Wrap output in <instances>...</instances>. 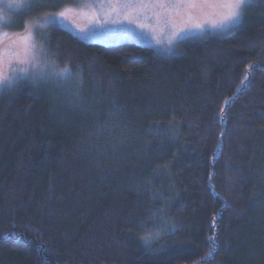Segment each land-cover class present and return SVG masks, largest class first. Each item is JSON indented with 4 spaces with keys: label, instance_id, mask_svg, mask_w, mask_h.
Listing matches in <instances>:
<instances>
[{
    "label": "trees",
    "instance_id": "obj_1",
    "mask_svg": "<svg viewBox=\"0 0 264 264\" xmlns=\"http://www.w3.org/2000/svg\"><path fill=\"white\" fill-rule=\"evenodd\" d=\"M261 9L170 57L52 29L83 83L0 94V264H264Z\"/></svg>",
    "mask_w": 264,
    "mask_h": 264
},
{
    "label": "rangeland",
    "instance_id": "obj_2",
    "mask_svg": "<svg viewBox=\"0 0 264 264\" xmlns=\"http://www.w3.org/2000/svg\"><path fill=\"white\" fill-rule=\"evenodd\" d=\"M9 2L10 0H0V9L8 17V23L0 24V33L7 34L5 45L8 37L23 34L26 25H33L38 48L36 54L44 60L49 58L43 44L54 28L68 31L83 43L104 47L132 43L170 57L181 53V45L185 41L227 35L244 19L257 16L264 6V0H251V3L243 6L239 21L222 29L218 26L221 19L218 13L221 9L211 4L198 5L196 14L189 17L184 12L165 11L150 0H28V7L20 9H8ZM60 13L63 16H59ZM45 17L55 18L56 22L45 25ZM196 24H200L203 30L194 28ZM188 27H192L191 32L180 31ZM177 32H180L179 37L174 35ZM129 33L134 35H128ZM15 60L16 57L11 56L6 47L0 74L13 76L15 69L26 66ZM27 82L33 83L28 78L11 86L0 85V94Z\"/></svg>",
    "mask_w": 264,
    "mask_h": 264
},
{
    "label": "snow or ice",
    "instance_id": "obj_3",
    "mask_svg": "<svg viewBox=\"0 0 264 264\" xmlns=\"http://www.w3.org/2000/svg\"><path fill=\"white\" fill-rule=\"evenodd\" d=\"M150 2L165 11L172 10L177 13L184 12V14L189 17L196 14L198 5L211 4L214 7L221 9L218 13L221 15L218 26L223 29L239 21L242 16L243 6L247 3H251V0H150ZM26 7H28V0H10L7 4L8 9H20ZM59 16H63V13H60ZM55 22V18H44L45 25L54 24ZM6 23H8V17L4 14L3 9H0V24ZM213 26L216 27L217 25ZM33 27V25H26L23 34H16L15 36L8 37L7 45H5V37L7 34L0 33V70H2L3 67L6 47L9 54L16 57V63L26 65L15 69L13 76H3L0 74V85L11 86L19 82L21 79L30 78L31 80H34L37 77L45 75L47 60L42 59L36 54L38 48L35 43ZM193 27L200 29L201 31L203 30L200 24H196ZM180 31L191 32L192 27L181 29ZM128 35L134 34L129 33ZM174 35L179 37L180 32H177ZM21 53L23 54V58H21ZM10 63H12V61H10ZM174 228H172L171 231L174 230Z\"/></svg>",
    "mask_w": 264,
    "mask_h": 264
},
{
    "label": "clouds",
    "instance_id": "obj_4",
    "mask_svg": "<svg viewBox=\"0 0 264 264\" xmlns=\"http://www.w3.org/2000/svg\"><path fill=\"white\" fill-rule=\"evenodd\" d=\"M70 80L83 83V70L73 69L69 61L60 62L56 58L47 60L45 75L35 78L33 83H67ZM147 183H151L148 181ZM175 227V221L166 219L155 212L147 213L141 222L139 239L147 247L158 241L163 235Z\"/></svg>",
    "mask_w": 264,
    "mask_h": 264
}]
</instances>
